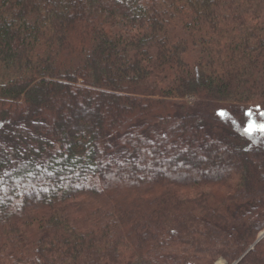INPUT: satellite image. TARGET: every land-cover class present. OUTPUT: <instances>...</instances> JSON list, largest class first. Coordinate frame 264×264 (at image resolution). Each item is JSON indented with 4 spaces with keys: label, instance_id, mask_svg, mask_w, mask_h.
I'll return each instance as SVG.
<instances>
[{
    "label": "trees",
    "instance_id": "trees-1",
    "mask_svg": "<svg viewBox=\"0 0 264 264\" xmlns=\"http://www.w3.org/2000/svg\"><path fill=\"white\" fill-rule=\"evenodd\" d=\"M262 125L264 0H0V264H264Z\"/></svg>",
    "mask_w": 264,
    "mask_h": 264
},
{
    "label": "rangeland",
    "instance_id": "rangeland-1",
    "mask_svg": "<svg viewBox=\"0 0 264 264\" xmlns=\"http://www.w3.org/2000/svg\"><path fill=\"white\" fill-rule=\"evenodd\" d=\"M249 123H254L253 118L249 120ZM217 264H227V263L224 260H220V261L217 262Z\"/></svg>",
    "mask_w": 264,
    "mask_h": 264
},
{
    "label": "water",
    "instance_id": "water-1",
    "mask_svg": "<svg viewBox=\"0 0 264 264\" xmlns=\"http://www.w3.org/2000/svg\"><path fill=\"white\" fill-rule=\"evenodd\" d=\"M264 237V232L260 235V237H259V239L256 241V243L255 244H257L262 238ZM254 244V245H255ZM253 248V247H252ZM237 263V262H236ZM236 263H234V264H236Z\"/></svg>",
    "mask_w": 264,
    "mask_h": 264
},
{
    "label": "snow or ice",
    "instance_id": "snow-or-ice-1",
    "mask_svg": "<svg viewBox=\"0 0 264 264\" xmlns=\"http://www.w3.org/2000/svg\"><path fill=\"white\" fill-rule=\"evenodd\" d=\"M219 115L223 116V115H224V113H223V112H221V113H219ZM249 130H251V127H250V129H249ZM261 130H264V125H262V126H261Z\"/></svg>",
    "mask_w": 264,
    "mask_h": 264
}]
</instances>
